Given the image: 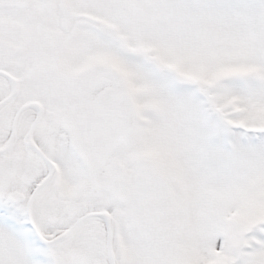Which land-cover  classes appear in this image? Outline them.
<instances>
[{
  "label": "snow or ice",
  "instance_id": "6c2138e0",
  "mask_svg": "<svg viewBox=\"0 0 264 264\" xmlns=\"http://www.w3.org/2000/svg\"><path fill=\"white\" fill-rule=\"evenodd\" d=\"M0 264H264V0H0Z\"/></svg>",
  "mask_w": 264,
  "mask_h": 264
}]
</instances>
